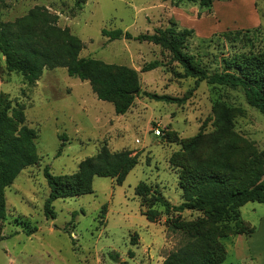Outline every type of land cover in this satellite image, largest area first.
<instances>
[{
  "label": "rangeland",
  "instance_id": "obj_1",
  "mask_svg": "<svg viewBox=\"0 0 264 264\" xmlns=\"http://www.w3.org/2000/svg\"><path fill=\"white\" fill-rule=\"evenodd\" d=\"M37 7L58 15V25L81 41L80 56L137 70L142 93L127 113L117 115L113 103L100 100L89 81L70 76L65 67L46 68L30 84L22 73L7 69L0 51V95L24 108L26 124L38 134L41 157L5 190L0 264H163L182 241L169 230L168 219L208 224L209 216L198 210L167 213L156 202L153 208L162 213L150 221L137 185L147 183L172 205L184 201L182 184L193 183L194 175L214 174L228 190L245 186L247 165L264 154V115L239 88L175 76L172 67L183 68L160 45L109 40L102 30L121 28L137 35L173 25L193 28L187 52L215 71L222 68L223 58L264 46V0H257L254 9L251 0H215L211 9L191 0H0V24L18 23ZM255 11L261 23L251 19ZM237 29L244 32L234 40L219 35ZM154 60L163 66L143 72ZM148 93L175 100H157ZM103 148L132 150L139 162L123 184L95 176L92 193L54 200V216L48 215L45 168L55 175L73 174ZM242 217L259 228L264 203L248 202ZM34 226L38 230L28 235ZM235 237L221 239L228 254L224 264H256L233 254Z\"/></svg>",
  "mask_w": 264,
  "mask_h": 264
},
{
  "label": "trees",
  "instance_id": "obj_2",
  "mask_svg": "<svg viewBox=\"0 0 264 264\" xmlns=\"http://www.w3.org/2000/svg\"><path fill=\"white\" fill-rule=\"evenodd\" d=\"M191 1H198L201 8L211 9L215 0ZM58 20V15L44 7H37L18 23H1L0 51L6 57L7 69L22 73L28 83L34 84L44 69L65 67L70 76L89 81L100 100L113 103L117 115L127 113L142 93L138 71L80 56L81 41L68 28H61ZM243 32V29L227 30L219 35L234 40ZM193 33V28L181 29L175 25L137 35L121 28L102 30L109 40L134 39L160 45L171 55V62H177L183 68L181 72L172 67L175 76L239 88L248 104L264 115V46L256 48L253 45L249 51L223 58L222 68L210 71L186 50ZM202 41L210 42L212 39ZM161 66L163 63L159 60L150 61L142 71H152ZM148 96L169 102L175 100L168 95L148 93ZM37 137V132L26 124L24 108L13 106L8 96L1 94L0 221L7 218L6 188L14 183L23 169L40 163ZM64 145L65 142L62 147ZM138 162L139 154H134L132 150L111 152L103 148L96 156L85 159L73 174L55 175L46 167L45 176L50 187L45 203L46 213L54 216L52 203L58 198L92 193L95 176L112 177L117 184H123ZM247 169L250 175L245 179L246 185L230 190L225 188V180L214 174L194 175L193 183L182 184L184 201L180 205H172L164 196L154 193L145 182L137 185L136 193L141 197L142 205L148 207L145 215L150 221H155L162 213L153 208L156 202L165 206L167 213L171 210L178 213L198 210L209 216L208 224L204 223L206 221H185L180 217L168 219L169 230L181 235L182 241L167 253L163 264H223L228 254L221 239L231 235H250L255 231V227H250V223L243 219L241 208L248 202L264 203V154L253 158ZM37 230L34 226L26 232L30 235Z\"/></svg>",
  "mask_w": 264,
  "mask_h": 264
},
{
  "label": "crops",
  "instance_id": "obj_3",
  "mask_svg": "<svg viewBox=\"0 0 264 264\" xmlns=\"http://www.w3.org/2000/svg\"><path fill=\"white\" fill-rule=\"evenodd\" d=\"M251 1L253 4V9H254V5L256 8L257 0H251ZM253 17L256 18V23H261L260 20L258 19V15L256 11L254 13V16L251 17V19H253ZM245 206H247V204H245L242 207V215H243V208H245ZM261 221H264V217L261 218ZM248 222H250L252 226L255 227V231L250 235L240 234L237 237H235L233 244L234 251L232 250L233 254L238 259H241V261L244 262L251 260V262L255 261L256 264H264V224H261L260 227L257 228V226L253 224V222L251 221Z\"/></svg>",
  "mask_w": 264,
  "mask_h": 264
},
{
  "label": "built area",
  "instance_id": "obj_4",
  "mask_svg": "<svg viewBox=\"0 0 264 264\" xmlns=\"http://www.w3.org/2000/svg\"><path fill=\"white\" fill-rule=\"evenodd\" d=\"M160 132H161L160 130H157V131H156L157 134H160Z\"/></svg>",
  "mask_w": 264,
  "mask_h": 264
}]
</instances>
